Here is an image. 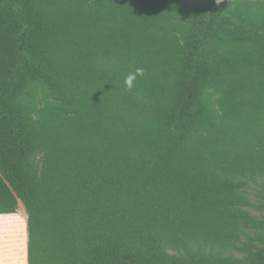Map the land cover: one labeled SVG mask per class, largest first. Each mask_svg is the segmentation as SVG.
<instances>
[{
  "label": "trees",
  "instance_id": "1",
  "mask_svg": "<svg viewBox=\"0 0 264 264\" xmlns=\"http://www.w3.org/2000/svg\"><path fill=\"white\" fill-rule=\"evenodd\" d=\"M20 204L29 264H264V0H0Z\"/></svg>",
  "mask_w": 264,
  "mask_h": 264
},
{
  "label": "crops",
  "instance_id": "2",
  "mask_svg": "<svg viewBox=\"0 0 264 264\" xmlns=\"http://www.w3.org/2000/svg\"><path fill=\"white\" fill-rule=\"evenodd\" d=\"M16 215L6 216L17 218L20 223H0V231L3 234L1 238L2 246L0 245V264H29L28 216L25 213L24 217L27 218L26 221H23L19 218V215Z\"/></svg>",
  "mask_w": 264,
  "mask_h": 264
},
{
  "label": "rangeland",
  "instance_id": "3",
  "mask_svg": "<svg viewBox=\"0 0 264 264\" xmlns=\"http://www.w3.org/2000/svg\"><path fill=\"white\" fill-rule=\"evenodd\" d=\"M23 207L24 206L22 204H20V207H19V210H18L17 215H19V218L21 220H23V221L25 220L26 221L25 217H23L24 215L22 214V213H24ZM2 222H4V223H13L14 224V223H20V220L17 219V218L8 217V216H0V223H2ZM0 235H1V237H0V245L2 246V244H1V238L3 237V234L1 233V231H0Z\"/></svg>",
  "mask_w": 264,
  "mask_h": 264
},
{
  "label": "clouds",
  "instance_id": "4",
  "mask_svg": "<svg viewBox=\"0 0 264 264\" xmlns=\"http://www.w3.org/2000/svg\"><path fill=\"white\" fill-rule=\"evenodd\" d=\"M217 2L219 3V2H222V0H217Z\"/></svg>",
  "mask_w": 264,
  "mask_h": 264
},
{
  "label": "bare ground",
  "instance_id": "5",
  "mask_svg": "<svg viewBox=\"0 0 264 264\" xmlns=\"http://www.w3.org/2000/svg\"><path fill=\"white\" fill-rule=\"evenodd\" d=\"M23 215L25 214V213H22ZM24 217V216H23ZM27 217H25V219H26Z\"/></svg>",
  "mask_w": 264,
  "mask_h": 264
}]
</instances>
